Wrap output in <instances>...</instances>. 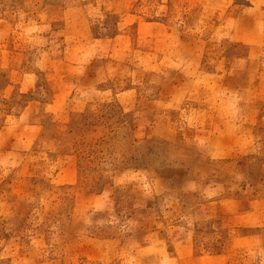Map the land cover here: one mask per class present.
I'll return each instance as SVG.
<instances>
[{
    "label": "rangeland",
    "instance_id": "rangeland-1",
    "mask_svg": "<svg viewBox=\"0 0 264 264\" xmlns=\"http://www.w3.org/2000/svg\"><path fill=\"white\" fill-rule=\"evenodd\" d=\"M0 264H264V0H0Z\"/></svg>",
    "mask_w": 264,
    "mask_h": 264
}]
</instances>
